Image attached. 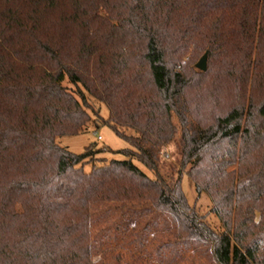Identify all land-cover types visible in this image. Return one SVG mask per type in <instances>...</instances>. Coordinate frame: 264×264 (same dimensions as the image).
Returning <instances> with one entry per match:
<instances>
[{"label": "trees", "instance_id": "1", "mask_svg": "<svg viewBox=\"0 0 264 264\" xmlns=\"http://www.w3.org/2000/svg\"><path fill=\"white\" fill-rule=\"evenodd\" d=\"M86 94L131 146L90 171ZM0 264H264V0H0Z\"/></svg>", "mask_w": 264, "mask_h": 264}, {"label": "rangeland", "instance_id": "2", "mask_svg": "<svg viewBox=\"0 0 264 264\" xmlns=\"http://www.w3.org/2000/svg\"><path fill=\"white\" fill-rule=\"evenodd\" d=\"M202 56L203 55H200L198 58L196 57L195 59H192L193 62L190 66H192L193 71H200V69H198L196 65ZM188 57L189 55H186L184 57V60L186 62L190 60ZM209 81L212 82L211 80ZM63 84L67 85L69 88H72V90H75V86L69 84L67 80H65ZM86 97L87 101L91 106V109H89V112L92 116L91 120L88 121L84 130L79 134L70 136H58L56 138V142L74 153H81L90 144H95L96 149L100 150L98 152H94L91 162H88L84 166L85 171H90L94 163L96 165H99L102 164V161H108L112 158L125 159V156L119 153H115L114 151L125 148H131V146L126 140L119 137L109 126L102 125L100 120H98V116H96L95 113L98 112L103 118H107V107L99 103L95 99L91 98L87 94ZM173 122L175 125L176 133L174 137L170 140V143L165 146L161 153L158 173L163 179H165L167 182H170V184H172V181L176 180L177 178H180L182 189L186 194L189 204L192 205L196 212L202 215L212 227L219 230V228L221 227V223L220 220H218L215 214L212 212L213 204L211 203V198L209 194L206 191L198 192L197 189H195L194 183L189 174L187 173L189 164L186 166V168L181 167L179 148V137L181 127L179 126L176 117H174ZM132 161L149 176H155V173L153 171L147 169L136 158H132ZM233 169H237V163L229 167L228 170ZM255 219L256 221H259L258 211L255 213ZM152 236L153 234H150V238Z\"/></svg>", "mask_w": 264, "mask_h": 264}, {"label": "water", "instance_id": "3", "mask_svg": "<svg viewBox=\"0 0 264 264\" xmlns=\"http://www.w3.org/2000/svg\"><path fill=\"white\" fill-rule=\"evenodd\" d=\"M196 67L201 70H205L207 68L206 55H203L199 59V62L197 63Z\"/></svg>", "mask_w": 264, "mask_h": 264}]
</instances>
